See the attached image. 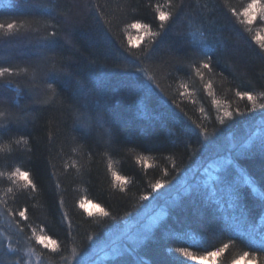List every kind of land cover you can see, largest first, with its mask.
Returning a JSON list of instances; mask_svg holds the SVG:
<instances>
[{"label":"trees","instance_id":"trees-1","mask_svg":"<svg viewBox=\"0 0 264 264\" xmlns=\"http://www.w3.org/2000/svg\"><path fill=\"white\" fill-rule=\"evenodd\" d=\"M263 120L264 0H0V264H264Z\"/></svg>","mask_w":264,"mask_h":264},{"label":"rangeland","instance_id":"rangeland-1","mask_svg":"<svg viewBox=\"0 0 264 264\" xmlns=\"http://www.w3.org/2000/svg\"><path fill=\"white\" fill-rule=\"evenodd\" d=\"M263 123L264 120L260 121L254 129L257 132L264 129ZM222 165V162L214 161L207 167L195 166V168L188 171L185 175L186 178L184 180L182 179L180 184L178 183V186L176 187V189H178L176 194L182 195L192 186L197 184H209L212 179H215L220 173ZM164 208L165 207L161 206L156 209H144L131 221L107 234L103 240L98 242L96 241L93 248L85 255L84 264H101L108 257H111L118 251V245L124 239L128 241L134 239L135 241L136 239L138 240L141 238L144 235V232L151 230L166 215ZM130 233L133 234L130 235ZM126 237L129 238L127 239ZM0 239L4 241L6 237L0 233ZM6 247L10 255H12L10 260L6 261L7 264H38L34 257L29 256V249H22L16 245L9 246V244Z\"/></svg>","mask_w":264,"mask_h":264},{"label":"snow or ice","instance_id":"snow-or-ice-1","mask_svg":"<svg viewBox=\"0 0 264 264\" xmlns=\"http://www.w3.org/2000/svg\"><path fill=\"white\" fill-rule=\"evenodd\" d=\"M254 6H255V5H253V7H254ZM246 14H247V13H246ZM160 15H161V20L166 19L164 13H161ZM249 19H251V17H249ZM9 27H13V26H12V25H9ZM134 27H137V26L134 25ZM204 68H205V69H208V68H209L208 63H205V64H204ZM248 99L252 100V99H254V98H253L251 95H249V96H248ZM25 175H26V174L21 173V176H25ZM21 215H24V213L22 212ZM42 242H43V241H42Z\"/></svg>","mask_w":264,"mask_h":264}]
</instances>
